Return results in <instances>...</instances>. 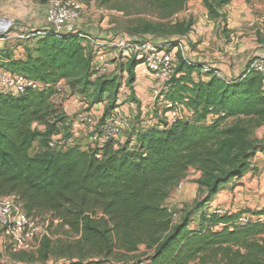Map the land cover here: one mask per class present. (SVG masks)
<instances>
[{"label": "trees", "instance_id": "obj_1", "mask_svg": "<svg viewBox=\"0 0 264 264\" xmlns=\"http://www.w3.org/2000/svg\"><path fill=\"white\" fill-rule=\"evenodd\" d=\"M151 1L171 15L187 2ZM202 1L217 17L219 7L231 0ZM187 33L183 29L178 36ZM91 52L83 39L50 33L27 46L24 59L13 60L9 49H0V67L45 86L19 96L0 91V197H17L29 217L47 214L49 227L58 221L76 237L67 242L45 237L37 252L15 257L26 263L61 256L71 264H124L127 254L144 246L152 253L136 260L142 264H264V222L239 227L237 215L211 214L192 230L190 218L175 220L167 205L172 187L190 169L201 173L197 183L205 198L197 208H202L249 171L257 152L264 154V146L257 151L249 145L246 126L223 125L241 117L264 125L263 75L228 81L208 74L209 81H193L190 69H195L187 67L189 77L174 79L164 101L184 105L192 117L134 132L132 147L129 142L84 149L66 140L67 127L53 99L61 80L97 102L106 93L116 97L115 79L92 80ZM60 134L66 147L51 149L50 139Z\"/></svg>", "mask_w": 264, "mask_h": 264}, {"label": "rangeland", "instance_id": "obj_2", "mask_svg": "<svg viewBox=\"0 0 264 264\" xmlns=\"http://www.w3.org/2000/svg\"><path fill=\"white\" fill-rule=\"evenodd\" d=\"M32 1H34V3L39 8H42V6L47 4V0ZM245 1L248 4L246 7L248 9V18L245 17L244 20L243 18L236 19L237 22H235V24L238 25L239 23V28L235 27V25L229 26L227 24L228 22L226 19L224 21V27L221 26V29L223 28L222 31L225 34L227 44H230L232 42V37L237 38L241 36L240 39H250L258 37V41H263L262 45L264 46V0ZM79 2L82 7V17L78 22V27L94 37L97 36V34H100V37L103 38V36H105L104 34H107V36H105V38L107 39L110 37L115 38L118 35H126L138 39H151L156 42H160L162 40H165L166 42H172L178 38H181L178 35L180 31H183V29H187L188 33L192 32L195 29L194 27H196L200 17L201 19H203V22L206 21V18H204L205 15L208 20H215L216 17L214 16V13H210L209 11H207V9L206 11L200 10V6L203 7L204 3L201 1V5H199L198 0H189V2L187 1L188 3L186 2L184 8L180 12L175 13L173 15L170 14L169 10H162L155 7L151 0H79ZM5 7L10 8L11 5H5ZM7 14V11L6 14L5 12L1 13L0 18H7ZM9 18H12L13 21H11L15 23H20V21H22L21 24L23 25H32V28H35L36 25L34 24L37 22V18L28 19L27 17H25L24 19L27 20H24L23 18L15 19L13 16H9ZM212 32L217 33L216 28ZM239 33L242 34L240 35ZM32 34L33 33H31V35ZM185 37L186 36H183L182 38ZM27 39L28 38H26L25 41H29ZM252 43H254V41ZM10 47H12L10 48V52L12 54L14 50L15 52L24 53L23 50L26 52V45L24 46L18 43L17 41H15L14 44H11ZM18 47L20 48L17 51ZM189 47L192 51L191 43H189ZM237 58L238 59L235 58L236 61H239L241 59V56ZM234 61L232 59L230 60V63L235 64ZM215 63L218 64V61H214L213 64ZM236 65L239 64L237 63ZM179 68L180 67L178 66L176 69L175 81L178 79L177 75L181 71ZM123 69H125V72H127L125 75H123ZM131 69L132 67L131 64L129 66V63L126 68L122 66H114V69L113 67H111L108 75L105 77L107 79L113 78L114 74L117 71L119 72V75L115 76L113 79H115L114 82H116V86H118V88L121 87L119 90V95H123V98L126 97L124 99H120L121 103L118 106L120 112L122 111V113H124V115H122L123 119L121 120V122L125 123L127 121L129 124L130 121H132V123L129 124L130 129H128V127L123 128V131H125L126 133L124 139H126L127 135L130 132L129 130H131L135 124H140L144 121H156L159 124L158 126L161 127H165V124H167V118L163 116V114L165 113L164 100H160L159 97H155L154 95H151L148 98L149 100H145L146 98H142L140 93H138V95L134 94L133 84L135 79L134 77H132V73L134 74V71H132ZM182 69L185 72L189 71L187 67H184ZM262 78L264 80L263 76ZM66 87H68L67 83H65V88L63 92L56 94L53 99V104L58 118L62 119V121L64 120V123H66L67 125H71L72 118L70 119L67 115L70 107L68 101L70 100L71 95L69 94V92L65 91ZM128 88H130L131 92H133L130 95L126 96L124 90H128ZM68 89L70 92H73L70 88ZM106 98L108 99V95ZM78 102L80 103L82 101ZM87 110L90 111L91 108H87ZM83 111L84 110H81V112ZM111 111L113 110L110 109L109 112ZM237 123L243 124L248 128V142L251 148H253L254 146V148H256V150L258 151L259 147L264 146V125H262L256 119H249L244 117L227 119L223 125L226 127H231ZM37 128L43 129L44 127L37 126ZM68 130H65V136L68 135ZM124 139L123 141H125ZM119 140H121V138H119L118 141ZM96 147L98 146H94V148ZM259 173V169L256 170L255 168H253L254 176L258 177ZM199 179L200 175H198V171L190 169L186 174H184L182 179L174 187H172L170 191V199L168 200L167 204L168 207L172 210V212L176 214L175 219L177 221H180L182 218L185 217L190 218V227L192 230H198L200 228L203 220L202 218L205 215L209 216L211 214H216L217 216H223L224 214H226V212L224 214H217V208L210 209L206 205H204L202 208H197L198 204H200L205 198L203 191L200 189L197 183ZM1 198L3 197H0V199ZM261 211H264V208L261 209ZM227 213L230 215H237L238 218H236V221L244 215L246 217H264V214L261 215L258 212L252 213L244 211H235L232 213L230 211ZM37 221L39 227L41 228L38 248H40V244L43 238L45 237L51 239L53 242H56L57 240L67 242L76 239V237L69 234L68 229L66 227H60L58 221L55 222L53 226L49 227L50 222L49 216L47 214L42 215L40 218H38ZM221 228L222 226L219 225L215 227V230ZM0 236H2L1 229ZM0 247L3 253V257L0 260V264H71L68 259L63 258L61 256H51L50 259L45 263H41L37 259H32V261L26 263L18 260V257H15L21 254L22 252L17 254L11 253L7 246V243H2ZM35 252H37V249L27 253L34 254ZM137 254L138 253L132 254V256L135 257ZM131 260L133 259L131 258L129 260H126L125 262L129 263ZM106 264L113 263L107 262Z\"/></svg>", "mask_w": 264, "mask_h": 264}, {"label": "built area", "instance_id": "obj_3", "mask_svg": "<svg viewBox=\"0 0 264 264\" xmlns=\"http://www.w3.org/2000/svg\"><path fill=\"white\" fill-rule=\"evenodd\" d=\"M13 1V0H5ZM47 14L45 30H34L33 37H42L48 33L59 39L77 37L85 40V44L92 49V62L90 74L93 81L105 78L110 71L109 50L113 48L119 53L120 59L139 60L145 72L149 73L155 87L153 95L160 99L165 97L174 87L176 69V53H181L183 61L202 74H213L224 79L219 69L211 63L196 62L191 55L189 41L178 39L172 42H156L151 39H138L129 36L118 35L110 38L108 42H101L94 36L86 33L78 27V22L82 17V7L79 0H47ZM13 21V20H12ZM8 18L0 19V39L8 37L16 26ZM259 73L264 77V46L252 60L249 68L241 75L243 77ZM240 75V76H241ZM229 81V80H228ZM45 86L26 75L14 74L0 67V91L3 94L19 96L30 90H41ZM65 88V81L61 80L56 85L57 93H62ZM167 112V125L170 127L178 120H185L192 117L187 108L178 103L164 101ZM218 117H225L221 113ZM211 119L215 116L211 115ZM77 120L85 126L89 133V145L91 147H104L106 144H117L118 139L123 136V122L117 111L107 115L102 124L98 125L95 116L89 110H84L78 114ZM49 147L61 151L66 147L62 135L53 136L50 139ZM87 148V147H86ZM169 212L174 219L176 214L169 208ZM217 214H224L223 210L216 211ZM38 219L29 217L24 210L23 204L17 197L7 196L0 199V229L6 239L7 246L11 253L31 252L38 250L41 228ZM176 220V219H175ZM264 222V217L248 216L240 217L236 225L239 227L250 223Z\"/></svg>", "mask_w": 264, "mask_h": 264}, {"label": "crops", "instance_id": "obj_4", "mask_svg": "<svg viewBox=\"0 0 264 264\" xmlns=\"http://www.w3.org/2000/svg\"><path fill=\"white\" fill-rule=\"evenodd\" d=\"M189 2V0H187ZM202 0H198V4L201 5ZM187 2V3H188ZM203 2V1H202ZM13 3V4H11ZM5 5H11L10 8L5 7ZM247 2L245 0H231L229 3L219 7L218 12L219 16L215 17V20H208L206 15L204 18H206V21L203 22L201 17L199 18V21L194 27L195 29L188 33L185 38H178L180 39H187L192 45V57L196 62H202V63H211L213 64L214 61H218V64H214L219 71L222 73V77L225 80H233L235 78H238L243 72H245L254 57L259 53L260 49L263 47L262 43L263 41L259 42L258 37L250 38V39H240V37L234 38L232 37V42L230 44H227V40L225 38V34L223 33V28L221 29V26L224 27V21L227 20V24L235 25V27L239 26L235 24L237 22L236 19H242L248 18L247 13L248 9ZM205 6L201 7L200 10L206 11ZM6 11L8 12L7 18L9 20H13L12 18H9V16H13L15 19H24L27 17L28 19H35L37 18V22L34 24L36 25L35 28H32V25H23L21 24L22 21L17 22L16 26L14 28V31L6 38L0 39V49H9L11 44H14L15 41L22 45L30 46L36 39L39 37L34 36L36 39H34L33 35H31L34 30H45L47 29L46 24V14H47V5L45 4L42 6V8L38 7L34 1L32 0H16V1H3L0 0V14L4 13L6 14ZM208 11V10H207ZM3 16V15H2ZM6 18V17H4ZM2 19V18H0ZM27 20V19H24ZM242 21V20H241ZM205 24V25H204ZM244 24V23H243ZM208 26V27H205ZM217 30V33H213V30ZM239 28V27H238ZM86 32V31H85ZM240 35L242 33H239ZM30 35V36H29ZM107 36V34H104ZM110 35V34H108ZM103 38L100 37V34H97L95 36L96 39H98L101 42H108L110 38ZM260 37V36H259ZM26 38H30L29 41H25ZM27 39V40H28ZM176 39V40H178ZM236 41V42H235ZM254 41V43H252ZM162 43H166L165 40L160 41ZM109 43V42H108ZM240 43V44H239ZM239 44V45H238ZM20 47L17 48V51ZM13 51V50H12ZM20 51V50H19ZM24 53L21 52H15L13 51V60H19L24 59L26 52L23 50ZM109 56V62L110 68L114 66H122L124 68L127 67L128 63L129 66H135L134 71V94L142 96V98H146L147 100L151 95H153V90L155 87V82L152 78V76L145 72L143 69V66L141 62L138 60H127L123 61L120 59L119 53L111 48L108 53ZM241 56V59L239 61H236L238 59L237 57ZM176 61L179 67H188L189 66L183 61L181 53H176ZM236 58V59H235ZM234 61L235 64H231L230 60ZM239 65H236L237 63ZM123 75H125L127 72H125V69H123ZM191 77L190 79L193 81H209L210 77L202 74L199 70H191ZM187 72L184 70L180 71L177 75L178 78H188L189 76L186 75ZM119 75V72L117 71L113 78L115 76ZM108 78V79H113ZM66 83V82H65ZM125 87V85H124ZM121 88V87H120ZM120 88L116 90V97H113L111 94L106 93L103 98L100 101H94L93 97L84 96L77 92H70L68 87H66L65 91L69 92L71 95L70 100L68 101L70 104L69 110H68V117L71 119V125H66V130H68L69 137L66 140H69V142H72L74 144H78L82 146L84 149L87 145H89V133L87 132L85 126L79 123L77 120L78 114L81 112V110H87V108H91V113L95 116L96 121L98 125H101L105 115L111 114L114 111H117L119 114L120 119L122 120V111L120 112L118 106L120 105L121 101L120 99H124L123 95H119ZM130 88L128 90H124L125 95H130L132 92ZM108 95V99L106 98ZM83 97V98H82ZM82 99V100H81ZM149 100V99H148ZM161 100V99H160ZM162 100H165V98H162ZM82 101V102H78ZM91 101V102H90ZM161 103V102H160ZM104 105V106H103ZM108 105V106H107ZM124 108V107H123ZM113 110L109 112V110ZM143 109V107H142ZM163 116L167 118V113H164ZM135 117V116H134ZM124 123V122H123ZM127 123V124H126ZM132 121H130L129 124H131ZM126 121L123 124L124 127H128L130 129V125ZM159 124L156 121H144L140 124H135L131 130H129V134L127 135L126 139L124 137L126 136L125 131H123V138L121 137V140L118 141V144H116V147H123L126 144L130 143V146L132 147L134 145V139L135 136L133 135L134 132L138 131H144L150 127L158 126ZM65 131V130H64ZM64 131L62 134H64ZM63 137V136H62ZM123 139L125 141H123ZM65 140V141H66ZM252 168V169H251ZM253 168L256 170L259 169L260 173L258 177L253 175ZM198 175L201 176L200 172H198ZM210 209H216L217 210H223L224 212H235V211H244V212H258L261 211V209L264 208V154L261 152H257L256 155L251 159V167L249 171L240 179L234 180L228 184H226L222 190H220L217 195L214 197L212 202L207 206ZM2 243H6V239L2 233V236H0V245ZM1 250V247H0ZM138 253L135 257L132 256V254ZM136 253L127 254V260H131L129 263L124 264H142L138 261H136L138 258H140V261H143L146 258V255H150L152 251L146 250L144 246H141L139 248V251ZM195 264V263H193Z\"/></svg>", "mask_w": 264, "mask_h": 264}]
</instances>
